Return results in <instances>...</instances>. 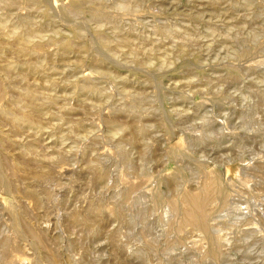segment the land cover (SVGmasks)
I'll list each match as a JSON object with an SVG mask.
<instances>
[{"label": "rangeland", "instance_id": "rangeland-1", "mask_svg": "<svg viewBox=\"0 0 264 264\" xmlns=\"http://www.w3.org/2000/svg\"><path fill=\"white\" fill-rule=\"evenodd\" d=\"M0 264H264V0H0Z\"/></svg>", "mask_w": 264, "mask_h": 264}, {"label": "bare ground", "instance_id": "bare-ground-1", "mask_svg": "<svg viewBox=\"0 0 264 264\" xmlns=\"http://www.w3.org/2000/svg\"><path fill=\"white\" fill-rule=\"evenodd\" d=\"M18 36H20V35H18ZM22 38H23V37H22ZM28 45H29V44H28ZM27 48H28V47H27ZM34 49H35V48H34ZM22 51H23V50H22ZM11 65H12V64H11ZM17 165H19V164L17 163ZM19 167H20V166H19ZM18 169H19V168H18ZM60 172H61V171H60ZM63 173H64V172H63ZM41 174H42V173H41ZM59 174H60V173H59ZM61 174H62V173H61ZM202 189H203V188H202ZM197 195H198V194H197ZM202 196H203V194H202ZM201 198H202V197H201ZM197 201H198V200H197ZM200 201H201V199H200ZM200 201H199V202H200ZM175 202H176V201H175ZM199 202H196V203H195V207L193 206V207H194V208H193V212H194V211L196 212V210H203V207H202V205L200 204L201 202H200V203H199ZM191 203H192V202H191ZM189 204H190V203H189ZM174 206H175V205H174ZM191 206H192V204H191ZM175 208H176V207H175ZM195 208H196V209H195ZM188 211H189V210H188ZM174 212H175V211H174ZM193 212H192V213H193ZM199 212H200V211H199ZM192 213H191V214H192ZM194 214H195V213H194ZM198 214H199V213H198ZM200 214H201V213H200ZM194 216H196V215H194ZM197 216H198V215H197ZM198 217H199V216H198ZM196 218H197V217H196ZM217 232H218V231H217ZM14 261H15V260H14Z\"/></svg>", "mask_w": 264, "mask_h": 264}]
</instances>
